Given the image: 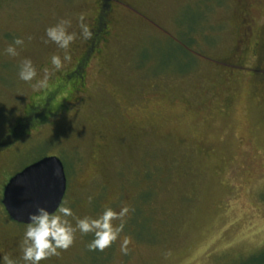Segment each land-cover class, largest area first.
<instances>
[{
	"label": "rangeland",
	"instance_id": "obj_1",
	"mask_svg": "<svg viewBox=\"0 0 264 264\" xmlns=\"http://www.w3.org/2000/svg\"><path fill=\"white\" fill-rule=\"evenodd\" d=\"M122 1L110 0V38L75 85L65 74L86 51L80 18L95 28L97 0H0V264H26L27 226L5 213L3 189L50 156L64 166L73 228L128 212L105 249L77 229L39 264H262L264 0ZM62 20L75 34L67 49L45 42ZM25 59L31 82L18 76Z\"/></svg>",
	"mask_w": 264,
	"mask_h": 264
},
{
	"label": "clouds",
	"instance_id": "obj_2",
	"mask_svg": "<svg viewBox=\"0 0 264 264\" xmlns=\"http://www.w3.org/2000/svg\"><path fill=\"white\" fill-rule=\"evenodd\" d=\"M83 17L80 18L81 35L85 39H91L92 33L87 24L83 22ZM70 21L62 20L54 27L46 29L47 41L55 43L61 49H67L71 42L75 39V34L68 32L67 27ZM22 40L17 39L16 45H21ZM5 51L11 56H17L18 52L15 47L8 46ZM64 60H70V56L65 54ZM52 65L56 69L62 67V61L59 56H52ZM19 79L24 82H31L37 76V70L33 66L30 59H25L20 65L18 73ZM48 74L45 72L43 79L37 81L33 88H44L47 85ZM128 212V208H122L119 213L106 209L97 219L85 217L79 219L73 228L65 217L72 215L68 207L60 206L58 211L49 213L44 208H38L35 215L29 217L30 223L27 224L23 238V255L22 259L26 264H39L51 256L59 255L58 249H68L74 240V232L78 229L81 233H94L95 239L88 245L89 250H103L117 239L121 228L114 227L112 221L118 217H123ZM129 240H123L121 251H127ZM7 264H12L3 258Z\"/></svg>",
	"mask_w": 264,
	"mask_h": 264
},
{
	"label": "water",
	"instance_id": "obj_3",
	"mask_svg": "<svg viewBox=\"0 0 264 264\" xmlns=\"http://www.w3.org/2000/svg\"><path fill=\"white\" fill-rule=\"evenodd\" d=\"M66 192V176L61 160L44 157L24 167L6 183L1 204L9 219L20 225L44 208L53 213L61 206Z\"/></svg>",
	"mask_w": 264,
	"mask_h": 264
},
{
	"label": "flooded vegetation",
	"instance_id": "obj_4",
	"mask_svg": "<svg viewBox=\"0 0 264 264\" xmlns=\"http://www.w3.org/2000/svg\"><path fill=\"white\" fill-rule=\"evenodd\" d=\"M113 1L114 3H112V5H114L115 3L117 4L123 3L122 0H113ZM109 2L110 0H97L98 11H97V15L94 21L95 28L91 31L93 36L96 33V39L93 41V38H91L86 41L87 48H86V51L84 52V55L81 57V60L78 61L76 64H74V68L72 69V71L68 72V74H65V76H68V75L78 76V79L74 83L75 85L85 83V75H82V73L85 67L87 66L86 64H87L88 59L91 58L90 56L92 52L94 53V51H96L97 46L99 47L102 44L105 45L107 39L110 38L109 35L111 31L109 29V26H110V21L112 19L111 17L113 14L111 15L112 5ZM122 6H125L124 8H126V4L123 3ZM249 31H250V27H248L247 31L245 32L244 34L245 37L246 35H248ZM242 41L244 42V39ZM87 55H89V58L86 60ZM231 67L234 68V65L230 66L229 68ZM18 123H20V120L18 121ZM17 225H20V224H17ZM22 226H27V225H22Z\"/></svg>",
	"mask_w": 264,
	"mask_h": 264
},
{
	"label": "trees",
	"instance_id": "obj_5",
	"mask_svg": "<svg viewBox=\"0 0 264 264\" xmlns=\"http://www.w3.org/2000/svg\"><path fill=\"white\" fill-rule=\"evenodd\" d=\"M21 122V121H20ZM261 264V263H260ZM262 264H264V262H262Z\"/></svg>",
	"mask_w": 264,
	"mask_h": 264
}]
</instances>
